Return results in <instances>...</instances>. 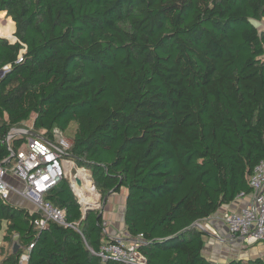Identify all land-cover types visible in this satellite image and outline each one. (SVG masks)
Segmentation results:
<instances>
[{
	"label": "trees",
	"instance_id": "16d2710c",
	"mask_svg": "<svg viewBox=\"0 0 264 264\" xmlns=\"http://www.w3.org/2000/svg\"><path fill=\"white\" fill-rule=\"evenodd\" d=\"M250 19L264 0H0V138L33 114L47 139L71 138L64 159L91 172L103 207L126 192L146 264H264L208 260L199 227L252 193L264 160V28ZM9 156L0 144V165ZM45 199L78 229L38 230L0 200V264H123L96 254L103 213H85L68 178Z\"/></svg>",
	"mask_w": 264,
	"mask_h": 264
},
{
	"label": "built area",
	"instance_id": "2783aa9c",
	"mask_svg": "<svg viewBox=\"0 0 264 264\" xmlns=\"http://www.w3.org/2000/svg\"><path fill=\"white\" fill-rule=\"evenodd\" d=\"M54 134L53 141L33 128H13L4 139L0 138V144H6L10 152L5 160L9 165H0V200L11 203L15 195L30 202L33 208L31 214L38 215L33 221L38 230L47 228L51 222L78 229L77 224L68 222L64 209L45 199L46 194L67 177L64 155L70 144L59 130H55ZM21 138H25V142L19 150H14L13 140ZM83 184L84 181L78 186L74 178L71 187L74 191L82 188ZM250 185L252 193H241L235 200L246 199V202L237 210L225 211L222 220L230 235L244 243L264 244V160L254 169ZM104 233L107 234V231ZM140 238H130L129 241L112 239L113 242L103 243L96 254L103 262L115 260L123 264H146L145 257L139 251ZM27 260L28 255L24 253L20 264H26Z\"/></svg>",
	"mask_w": 264,
	"mask_h": 264
},
{
	"label": "crops",
	"instance_id": "0c3cea01",
	"mask_svg": "<svg viewBox=\"0 0 264 264\" xmlns=\"http://www.w3.org/2000/svg\"><path fill=\"white\" fill-rule=\"evenodd\" d=\"M82 180V179H81ZM85 180V178H84ZM83 181V180H82ZM125 197L126 192L120 194H112L106 205L103 207L104 216V232L107 231L106 239L102 240V244L107 239H121L129 241L130 237L126 231L124 213H125ZM246 202V199L235 201L229 205L223 206L216 214L208 219L203 220L199 227L205 232L204 255L212 262L224 263L231 260H255L264 258V244L244 243L238 237L230 235L226 224L222 220V215L227 210H237ZM11 203L16 206L27 208L32 211V205L25 199L13 195ZM3 245V241L0 246Z\"/></svg>",
	"mask_w": 264,
	"mask_h": 264
},
{
	"label": "rangeland",
	"instance_id": "374dc122",
	"mask_svg": "<svg viewBox=\"0 0 264 264\" xmlns=\"http://www.w3.org/2000/svg\"><path fill=\"white\" fill-rule=\"evenodd\" d=\"M8 18H10V17H8ZM263 28H264V20H263ZM7 39L9 40V38H7ZM35 117H36V115L33 114L31 116V118L24 123V126L23 127L24 128H33V130H35L34 127H33V121H34ZM39 133L41 134L40 131H39ZM68 135H70V132H69ZM65 138L67 139L68 144L71 145V143H72L71 138H68V137H65ZM64 160H65V166L67 167V177L66 178L69 179V181H70L71 184H72V181L74 180L75 176L77 174H79V171H81V170H83L86 173L87 178L89 179L90 182H92V180H91V172L89 170H87V169L84 170L83 168L76 167V165L73 162H70V160H68V159H64ZM74 192L76 193L77 198L78 199H81V197L78 194V190L74 189ZM94 194H95L94 199L96 200V202L94 203V205L92 204L91 206L90 205L89 206L92 208V210H96V211H100L101 212V211H103V206H102V203H101L102 202V199H101V196L96 191V188H94ZM3 236H4V228L0 232V244H1L2 240H3ZM2 246H7V248L10 249V246L8 244H3ZM0 260H2V256L1 255H0Z\"/></svg>",
	"mask_w": 264,
	"mask_h": 264
},
{
	"label": "bare ground",
	"instance_id": "6f19581e",
	"mask_svg": "<svg viewBox=\"0 0 264 264\" xmlns=\"http://www.w3.org/2000/svg\"><path fill=\"white\" fill-rule=\"evenodd\" d=\"M77 177L81 180H83L85 182V184H83L82 188L78 189V194L81 197V202L84 205H94V203L96 202V200L94 199V187L92 186L91 182L89 181V179L87 178L86 173L81 170L79 171V174H77ZM85 178V180H84ZM77 192V191H76ZM88 195V196H87Z\"/></svg>",
	"mask_w": 264,
	"mask_h": 264
},
{
	"label": "water",
	"instance_id": "95a60500",
	"mask_svg": "<svg viewBox=\"0 0 264 264\" xmlns=\"http://www.w3.org/2000/svg\"><path fill=\"white\" fill-rule=\"evenodd\" d=\"M249 22L251 23V25H253L255 28L257 29H263V22L262 21H258V20H255V19H250ZM16 31V29H15ZM0 38H4V39H7L5 37H1ZM14 39L16 40V38L14 37ZM10 40V39H9ZM11 41V40H10ZM12 42V41H11ZM13 42H15L13 40ZM4 71H1L0 72V76L3 75ZM75 181L76 183L78 184V186H81L82 185V181L77 177V175L75 176ZM92 186L95 188V184L94 182L92 181L91 182ZM89 210H92V208L89 206V205H85V213H87ZM18 244H15L14 245V252L17 251L18 249Z\"/></svg>",
	"mask_w": 264,
	"mask_h": 264
},
{
	"label": "clouds",
	"instance_id": "9594fccd",
	"mask_svg": "<svg viewBox=\"0 0 264 264\" xmlns=\"http://www.w3.org/2000/svg\"><path fill=\"white\" fill-rule=\"evenodd\" d=\"M85 170V169H84ZM84 211H85V205H84Z\"/></svg>",
	"mask_w": 264,
	"mask_h": 264
}]
</instances>
